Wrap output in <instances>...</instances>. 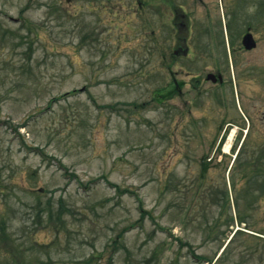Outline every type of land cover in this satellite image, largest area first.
<instances>
[{
	"label": "rangeland",
	"instance_id": "1",
	"mask_svg": "<svg viewBox=\"0 0 264 264\" xmlns=\"http://www.w3.org/2000/svg\"><path fill=\"white\" fill-rule=\"evenodd\" d=\"M148 3L0 0V264H264V85L165 98L179 6ZM182 7L195 44L251 26L264 78V0Z\"/></svg>",
	"mask_w": 264,
	"mask_h": 264
},
{
	"label": "flooded vegetation",
	"instance_id": "2",
	"mask_svg": "<svg viewBox=\"0 0 264 264\" xmlns=\"http://www.w3.org/2000/svg\"><path fill=\"white\" fill-rule=\"evenodd\" d=\"M138 2L141 4L146 2V0H138ZM196 2L204 5L206 0H182V3H179L178 0H147V3L152 6L163 4L171 7L174 5L195 4ZM172 19L175 31L171 33L172 45L167 54L166 98L168 100H173L177 95H181L182 93L184 96H189L193 93L194 98H197L199 104L203 106L210 103L214 107L219 102H226L228 105L227 100L230 95L225 98L221 90L223 85L226 87L232 85L235 97L236 88L240 89L243 82H248L251 86L254 83L264 85V78L258 74L259 67L255 65L248 67L251 63L250 52L256 50L259 44L257 37L255 38L257 45L248 49L243 45L245 32H231L230 39L229 34L224 36L223 31L201 30L195 44V41L192 43V33L187 23L190 19L188 11L186 9H182V11L175 9ZM179 59L182 61L180 62ZM178 75H182L183 77L178 78ZM185 87L187 88L186 91L184 90ZM254 93L255 90L251 89L249 100L252 104L255 101ZM206 95L210 98V102L206 101ZM261 101L264 103V96H262ZM188 111H191V109ZM250 117L253 119L252 114H250ZM259 118L260 123H263L261 126L264 127V112ZM253 124L256 127L257 123L254 122ZM228 125L224 128L221 135L222 138L226 134ZM250 126L251 124L248 123L247 132ZM262 136L264 137V132H262ZM255 144L258 146V152L253 155L254 158L250 159V162L264 165V155L260 157L259 154L260 150L264 151V140ZM218 148H220L219 143L217 144ZM201 164L204 168L203 173H205L209 162L204 157ZM261 170L264 172V169ZM258 171L257 169H253L251 174H255V177L260 176L261 173ZM219 198L222 204L221 193L219 194Z\"/></svg>",
	"mask_w": 264,
	"mask_h": 264
},
{
	"label": "water",
	"instance_id": "3",
	"mask_svg": "<svg viewBox=\"0 0 264 264\" xmlns=\"http://www.w3.org/2000/svg\"><path fill=\"white\" fill-rule=\"evenodd\" d=\"M252 39V34H246L244 42L247 47H252L255 45V42Z\"/></svg>",
	"mask_w": 264,
	"mask_h": 264
},
{
	"label": "trees",
	"instance_id": "4",
	"mask_svg": "<svg viewBox=\"0 0 264 264\" xmlns=\"http://www.w3.org/2000/svg\"><path fill=\"white\" fill-rule=\"evenodd\" d=\"M51 213V212H50Z\"/></svg>",
	"mask_w": 264,
	"mask_h": 264
}]
</instances>
